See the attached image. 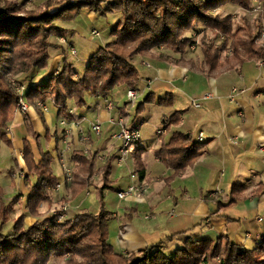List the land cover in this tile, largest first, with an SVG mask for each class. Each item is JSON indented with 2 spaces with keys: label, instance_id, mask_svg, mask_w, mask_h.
I'll list each match as a JSON object with an SVG mask.
<instances>
[{
  "label": "trees",
  "instance_id": "obj_1",
  "mask_svg": "<svg viewBox=\"0 0 264 264\" xmlns=\"http://www.w3.org/2000/svg\"><path fill=\"white\" fill-rule=\"evenodd\" d=\"M30 1L0 0V139L10 147L12 141L4 130L13 123L20 101V94L11 86V78L19 77V84H29L39 72L46 70L50 50L57 47L56 38L67 40L72 32L68 25L82 14L84 8L103 17L121 14L123 20L115 24L111 31L113 40L100 47L83 73L64 59L56 76L53 72L46 82L28 85L24 92L27 103L36 108L37 103L52 100L58 108L59 117L68 122L74 120V116L69 115L71 104L83 108L88 93L95 98H104L116 88L138 90L140 78L134 62L154 48H165L180 55L179 59L172 60L157 54V60L165 58L178 66L183 64V57L191 43L183 36L187 30L202 27L224 35L220 46L202 39L207 68L204 73L207 77L224 69L238 70L248 62L264 59V48L257 44L258 36L243 37L239 35L243 27L238 29L230 18L220 19L211 14L229 4L252 11L256 6L254 0H38L37 5L29 8ZM257 1L262 2L264 10V0ZM153 97L154 94L149 93L137 107L138 114L152 102L167 108L174 105L172 93L165 98ZM184 115L183 111L175 112L165 119V126L168 129L179 126ZM27 128L39 145L41 135L35 133L30 125ZM46 136L49 140L53 137ZM54 137L57 138L56 135ZM23 143L22 161L26 178L32 176L36 179L25 208L37 220L33 225L25 223L24 215L13 220L11 206L15 200L11 203L5 201V191L0 186V264H49L53 258L64 261V264H214L218 258L219 264H264V237L252 246L231 242L222 235L216 242L209 239L187 241L168 249L165 246L174 239L169 237L151 251L130 255L115 253L109 242L112 213L107 211L104 203L105 194L114 183L110 179L114 168L113 157H107L99 182H96L94 176L98 172L96 163L99 153L89 151L87 155L82 147L73 153L72 182L64 185L66 194L71 198L64 196L61 203H70L71 199L94 187L98 191L99 212L80 210L72 213L74 216L61 225H56L53 219L38 221L43 216L41 206L54 202L52 191L58 179L50 154L39 149L37 158L32 142L24 139ZM205 147L206 144L197 141L192 133L178 131L172 133L154 155L172 170L168 180L173 181L202 158ZM137 166L135 172L144 180L145 170ZM245 190L243 185H234L229 202L226 205L219 203V207L223 208L221 210L236 206ZM253 193L257 197L264 194L263 181ZM12 221V231L4 232Z\"/></svg>",
  "mask_w": 264,
  "mask_h": 264
},
{
  "label": "crops",
  "instance_id": "obj_2",
  "mask_svg": "<svg viewBox=\"0 0 264 264\" xmlns=\"http://www.w3.org/2000/svg\"><path fill=\"white\" fill-rule=\"evenodd\" d=\"M113 17L115 15L103 17L84 8L82 14L68 25L72 32L68 35L67 41L77 49L78 58L71 57L62 41L56 39L57 47L50 50V58L54 59V63L57 62L53 70L49 72V68L39 72L33 82L28 85L46 82L53 72L57 74L56 72L62 66L64 59L74 64L83 73L90 58L101 46L112 40L113 27L111 24L116 23L113 21ZM82 18H85L87 23ZM116 19L119 21L121 18L118 16ZM93 32H98L99 35L95 36ZM98 39L101 40L99 45L95 43ZM145 59L146 57L139 59L138 63L143 66ZM146 61L152 63V67L150 69L143 66L148 71L143 78V86L136 90L140 97L138 102H142L151 92H155L159 98H165L168 93H173L174 105L169 108L171 109L170 116L177 111H183L185 115L179 126L169 129L165 126L164 129H161L165 133L161 135L160 141L149 139L146 135L141 136L140 142L133 150H130L125 164L122 163L124 166L117 162L120 157V143L110 146L108 144L114 139L116 133L111 135L106 146L103 147V151L107 154L105 156H112L114 165L116 164L118 169L127 168L128 171L135 173V168L138 165L145 170L144 180L135 173V179L131 175L129 182L125 185L118 184L116 187L118 191L127 190L133 183H143L148 187L144 197L119 200L117 203L111 202L112 208L108 207L106 197L104 198L105 208L112 213V218L109 220L110 245L115 253L130 255L145 250L151 251L169 237L174 239L165 246L168 249L180 246L186 240H216L221 235L226 236L231 242L245 243L248 246L258 243L264 237V194L257 197L253 193L256 186L261 181L264 182V152L261 151V148L264 147V70L256 68L260 67L258 66L259 61L248 62L238 70L224 69L215 72L211 78H207L201 73L195 74L197 79L193 83L189 82L191 88L187 90L185 87L189 78H186L185 73L187 70H193L192 68L186 65L171 66L149 58ZM254 71L257 72L255 75H253ZM179 78L183 81L182 87H174L171 84L172 80ZM153 80H155L154 83ZM149 82L152 84L147 88ZM196 84L198 87L202 86V95H200V90H196ZM234 89L245 92L237 94L235 100L232 101L230 97ZM175 92L178 94H174ZM87 96L95 98L90 93ZM92 101L93 103H87L88 108L84 112L79 113L76 109L70 108L74 112L73 122H79L82 125L90 117V123L107 124L110 131L112 128L110 119L122 116L126 117L129 127L141 131L142 127L139 124H133L136 118L132 121V112L127 114L119 103L115 104L116 109L111 112L107 109L106 96L105 98H95ZM193 101L199 103L200 107H194ZM49 103H52V108L48 106ZM45 104L48 106L46 112L32 105H30L27 115L17 114L15 111L13 123L8 126L10 134L7 138L12 141V134H16L15 130L23 125H30L35 133L43 137L46 134L50 137L56 135L60 144L64 146L65 130L72 125L63 126L60 136L58 128H54V112L57 121L62 120L59 117L58 108L52 100ZM151 106L153 105L147 104L146 109L141 110V114L148 111ZM167 118H163V123ZM26 122L30 123L26 124ZM85 123L89 124V122ZM178 131L192 133L197 141L202 134L204 136L202 143H205L206 147L202 150L203 155L199 162L174 181H170L168 179L173 173L172 170L156 158L154 153L160 149L164 141H168L172 133ZM80 132L79 127L72 129L68 138L72 150L66 153V158L69 161L68 167L72 170V175L73 153L83 145L79 142ZM82 132L87 136H92L90 124L87 131L84 129ZM167 135L169 136L165 137ZM105 137L107 136L105 135ZM143 139L144 141H142ZM141 142L147 145L141 146ZM63 151H60L59 147L54 150L51 145L47 152L53 161L59 159L61 162ZM11 154L13 156V152ZM14 161L15 168L10 167V170L16 172L13 169L17 168L20 174L23 173V177L26 178L27 174L21 170L23 168L18 165V159H14ZM112 173L110 179L114 181L116 178L115 169ZM63 175L64 173H62V177L58 178V182L63 180ZM96 175L97 178L94 179L99 182L98 172ZM234 185L246 187L241 200L236 206L220 210L223 208L219 207V203L226 205L229 202ZM115 186L116 184L113 183L111 190H114ZM86 192V195L90 193ZM52 193L53 204L57 207L62 205L64 196L71 198L66 193L53 191ZM18 201V206L24 207L22 214L26 216V219L29 222L36 221L37 219L31 217L25 208L27 198L23 195L19 197ZM95 201L98 203V199L95 198ZM72 203L70 202L71 206ZM45 208L48 210L46 204L41 206L43 214L47 211ZM51 210L53 212L56 209ZM80 210H83L80 206L75 209L72 207L71 213H77ZM234 231H244V238H235Z\"/></svg>",
  "mask_w": 264,
  "mask_h": 264
},
{
  "label": "rangeland",
  "instance_id": "obj_3",
  "mask_svg": "<svg viewBox=\"0 0 264 264\" xmlns=\"http://www.w3.org/2000/svg\"><path fill=\"white\" fill-rule=\"evenodd\" d=\"M172 1H179V0H172ZM37 3H38V0H31L28 3V6H29V8H32L35 5H37ZM254 4L256 6H255V8L252 11H245V10L239 8V7H236L234 5H230L229 4V5H223V6L219 7L218 9L212 11L211 14L213 16H215V17L220 18V19L230 18L232 23H233V25H235V27H238V29L243 27L241 29L239 35H242L243 37H247V38L248 37H254V36L257 37L258 36L257 44L261 45L264 48V16H263L264 15V10H263V7H262V2L254 0ZM110 15H115V17H113V21L116 22L115 24H117L119 21L123 20L121 14H110ZM22 16H24V15H22ZM118 16L121 18L119 21L116 19ZM82 19L85 20V18H82ZM85 22L87 23L86 20H85ZM115 24L112 23L111 26L114 27ZM206 29H204L202 27H199L197 30H187L185 35H183L184 37L189 38L191 40V43L188 45L187 52L185 53V55L183 57L184 58V63L179 65V66L186 65V66H189L190 68L193 69V70H187V72L185 73L186 78H189L188 82H186V84H187V86L185 87L186 90L188 88H191L190 85H189V82L193 83L197 79V77H195V76L198 75V73H201L205 77H207L205 75V73H204L207 68H206V63H205V57H204V54H203V51H202V39L206 38L205 40L208 41L207 43H211L212 42L213 45H215V46H220V44L223 43L224 35L220 34L219 32H216L214 30H210V29L206 30ZM112 40H113V38H112ZM99 42H101L100 39H98V41H96L95 43L97 45H99L98 44ZM65 48L67 50L66 45H65ZM230 53L231 52L228 51L229 55H230ZM157 54L166 55V57H169L172 60L180 58V55L173 54V53L165 50V48H161V47L159 49L154 48L152 51H150L146 55H142V56L137 57L136 61L134 63H135L136 70H137V72L139 74V78H140L139 87L143 86L142 85L143 84V78H144V76H146V72L148 71L144 67H147V68H150V69L152 67V63L150 64L148 61H146V59L149 58V59H152V60L160 61V60H157L155 58ZM71 57H73V56H71ZM145 57H146V59L143 62L144 63L143 64L144 67H143L141 63H138V60L141 59V58L143 59ZM73 58H78V51H77V56L73 57ZM262 60H264V59H262ZM161 62H165L166 64L171 65V66L172 65L178 66L177 64H174V63H172L171 61H168V59H165V58ZM56 63L57 62L54 63V59L50 58L49 66L47 68V69L50 68L49 72H51L53 70V67L55 66ZM256 65H257V63H256ZM256 68L260 69V70H264V67H256ZM59 70L60 69H58V71ZM253 73H254L253 75H255L257 72L254 71ZM56 75L57 74H55V76ZM18 78L19 77H12L11 78V86L13 87L15 92L19 95L21 93V91H22L21 90L22 86L23 87L24 86L27 87L28 84H24V85L19 84L17 82ZM207 78H211V77H207ZM152 82L154 83L155 80H153ZM152 82L148 83V87L147 88H149L151 86ZM156 82H157V80H156ZM171 84L174 87H178V86L182 87L183 81H182L181 78H179V79L172 80ZM196 90H200L201 91L200 95H202V86L198 87V85L196 84ZM128 91H130V90H128ZM128 91H127V89L116 88L112 92H109L107 94V100H109L110 102H112L114 104L119 103L121 105V108H122L126 104L130 103V101H129L128 97H127V92ZM132 91H135V90H132ZM136 92H137L138 98H137L136 102L134 103V105H132V106H130L128 108V113L132 112V121L136 118L135 121L133 122V124L134 125H138L139 124L142 127V129L140 131L141 136L146 135V136L149 137V139H152L154 141H160L162 139L161 135H164L163 131L161 130V129H164V127H165V124L163 123V118L164 117H168V118L170 117L171 109H169L167 107L160 106V105L157 104V102H152L150 104H152L153 106H151V108L148 109V111L143 112V114H141V113L138 114L136 109L145 99L142 102H138L140 97H139V92L138 91H136ZM151 93L154 94L153 98L159 99L158 95L155 92H151ZM168 94H170V93H168ZM174 94H178V93L175 92ZM196 95H198V94H196ZM166 97H167V95H166ZM92 100H95V98H89L86 95V102L87 103H93ZM101 101H103V100H101ZM193 102H192V104H193ZM26 103H27V101H26ZM87 103H86V106H84L81 109L77 108L72 103L71 104V108L72 109H76V111H78L79 113L80 112H84V110H87V108H88ZM197 104H199V103H197ZM37 105H38V103H37ZM48 106L50 108L53 107L52 103H49ZM194 107H196V106H194ZM54 115H55L54 128H58L59 135H61L62 126L60 125V122H59L60 120L57 121V117H56V113L55 112H54ZM89 118H87L82 123V125H81L82 130L86 129V131H87V129L89 127V124H90V128H91V125L93 123H90L89 120H91V119H89ZM25 119H27V118H25ZM114 120H115V125L111 123V127L112 128H111L110 131L108 130V127L106 126L107 124H101V135L97 136L96 134H94L92 132V136H90L91 140L89 142H86L85 144L82 145V149L83 150L87 149L91 153H96V152L99 153L97 155L98 162L96 163L98 175H100V171L105 166L106 161H107V157H106L107 154L105 153V151H103V147L106 146L107 141L111 137L112 134H114V133L118 134L119 131H120V127L117 125L118 124V118L115 117ZM85 122H89V124H87ZM29 123L26 122V124H29ZM11 125H12V123L9 124V126H11ZM103 125H104V127H103ZM113 125H114V127H113ZM159 130H161V131H159ZM15 131H16V134H14V133L12 134V145L14 144L13 146L10 147L7 142H5L2 139H0V186L5 191V195H4V200L5 201H7L8 203L9 202L11 203L12 201L15 200L14 204L11 206V207H13V213H14L13 214V220H16L19 216L23 215L22 211H23L24 207L22 208V207L18 206V202L19 201H18L17 198L19 196L21 197L23 195L27 198L28 195H29V191H30L29 188L32 185H34L35 182H36L35 177H32V176L30 178L22 177L21 174H20V171L17 170V168L13 169V170H16V172L10 170L11 169L10 167H14L15 168L14 159H18V165L23 168L21 170L26 172L25 171L26 169H25L23 161H22L23 160L22 159L23 156L20 155V154L24 155V143H23V140L26 139L29 142H32L31 145H32L33 151H34L35 155L37 156V158L39 156V149H42V151L46 153L49 150L51 145H52L54 150L59 147L60 151L65 150V147H66L65 145L63 146L62 144H60V141L57 140L55 137L54 138L52 137L49 140L47 136H44V137L41 136V139H39V145H37L35 138H33V136L29 135L27 125H23V126H21V128L15 130ZM105 135L107 137H105ZM169 135H167L165 137H168ZM142 141H144V139ZM51 142H53V143H51ZM119 143L121 144V142L118 139L114 138L108 144L110 146L111 144H114V145L118 144L119 145ZM40 145H41V147H40ZM142 145H147V144L141 142V146ZM135 146H136V144H133L130 147V150H133L135 148ZM11 152H13V156H12ZM66 156L67 155L65 153L64 164H65L66 167H68L69 166V161L67 160ZM98 156H104L105 160L104 161H100L98 159ZM53 162L54 163L52 165V168H53V170L55 172L54 173L55 176L58 179L59 177H62V173H64V169L61 166L62 163L59 162V159H57L56 161H53ZM124 162L125 161H123L122 163H124ZM122 163H120V164H122ZM124 164H122V165L124 166ZM113 166H114L113 172H114V169L116 171V178L114 180V183L116 184V186L114 187V190H110L107 193V195L105 196L106 197L105 200L107 201V205H108V207H111V208H112V203L111 202H116L117 203L119 201V198L117 196L118 188H116L118 186V184H124L125 185L127 182H129V177L132 174L136 173V172L133 173V172L128 171L127 168L118 169L116 164L114 165V162H113ZM12 173H14V175ZM96 176L97 175H95L94 178H97ZM63 177H64V175H63ZM86 191H89L90 193L86 195V193H87ZM86 191L81 193L76 198L71 199V202H73L72 203L73 209H75L77 206H80V207H82V209H85V210H87V211H89L91 213H98L99 210H100V204H99V202L97 203L95 201V198L98 199L97 198L98 197V195H97L98 191H96L94 187L86 189ZM61 192L63 194L66 193L64 186L60 189L59 193H61ZM47 207H48V210L45 208L47 211L44 212L45 214H43V216L38 221H43L45 219H53V221H55L54 223L56 225H61V224L65 223L67 220H69L71 217L74 216L71 213V210H70L67 213L66 217L60 218L59 216H57L56 214L53 213L54 211L51 212L52 211L51 209H53V208L54 209H58V207L56 205H54L52 203V204L47 205ZM24 217H26V216H24ZM25 223L33 225L35 223V221L29 222L27 219H25ZM13 226H14V221L9 223V225L6 227V230L4 232L7 233L9 231H12ZM46 228H48V226H46ZM233 233H234L235 238L236 237L244 238V236H245L244 231H240V232L234 231ZM218 239H216V240L209 239V240L216 242ZM201 240H207V239H201ZM187 241H191V240H186L185 242H187ZM219 263H220V259L219 258L214 261V264H219ZM49 264H64V261L57 260V259L53 258V259L50 260Z\"/></svg>",
  "mask_w": 264,
  "mask_h": 264
},
{
  "label": "built area",
  "instance_id": "obj_4",
  "mask_svg": "<svg viewBox=\"0 0 264 264\" xmlns=\"http://www.w3.org/2000/svg\"><path fill=\"white\" fill-rule=\"evenodd\" d=\"M93 35L98 36L99 33L98 32H93ZM60 40L63 42L64 45H66L67 47V51L69 53V55L76 57L77 56V50L71 46V44L65 39V38H60ZM259 66L260 67H264V60L259 61ZM26 86H22V91L20 93V101H19V105L16 109V113L17 114H22V115H27L30 111V104L26 103L25 101V96H24V92L26 91ZM244 90H240L238 91L237 89L233 90V93L230 97V99L232 101L235 100V98L237 97V94H242L244 93ZM127 97L130 101L129 104H126L123 109L125 110V112L128 114V108L132 105H134V103L136 102L138 95L136 91H128L127 92ZM106 100H107V96H106ZM193 105L196 106L197 108L200 107L199 104H197L195 101L193 102ZM39 108H41L43 110V112H46L48 110V106L45 103H41L39 102L37 105ZM107 109L109 111H113L114 109H116V105L112 102H109V100H107ZM69 115L70 116H74V112L72 110H69ZM240 116H242V113H240ZM115 118H111L110 121L112 124L115 125ZM127 119L126 117H119L118 118V126L120 127V131L118 134L114 135V138L118 139L121 144H120V157L118 159L119 163H122L123 161L126 160V158L130 155V147L133 144H137L138 142H140L141 140V134L140 131L137 128H132L129 127L127 125ZM72 125L71 127H68L69 125ZM60 125L63 127H68L65 130V150L62 152L63 154L61 155V162H62V166L64 169V178L61 182H58V184L56 185V187L54 188L53 192H59L60 189L65 185H70V183L72 182L73 179V175H72V170L69 167H66L64 164V157H65V153L70 152L72 149L69 146V141L68 138L72 132V129H77L78 127L80 128L81 132L79 133V142L85 144L86 142L90 141V136L85 135L82 132L81 129V124L79 122H68L65 119L60 120ZM91 132H93L94 134H96L97 136L101 135V124L100 123H93L91 125L90 128ZM5 135L8 136L10 134V129L7 128L4 131ZM165 132L163 131V134ZM203 138L204 136L201 134L199 136V141L203 142ZM261 151L264 152V147L261 148ZM85 154H88L89 151L87 149L84 150ZM64 155V156H63ZM98 159L100 161H104L105 158L104 156H98ZM14 175V173H12ZM21 176L23 177V173H21ZM132 178L135 179L136 175L132 174ZM148 190V187L146 185H144L143 183H133L131 184L127 190L125 191H118L117 196L119 198L120 201H125L128 198H140V197H144L146 192ZM72 206L70 203H65L63 205H61L60 207H58V209H56L53 213L56 214L57 216H59L60 218L66 217L67 213L71 210Z\"/></svg>",
  "mask_w": 264,
  "mask_h": 264
}]
</instances>
